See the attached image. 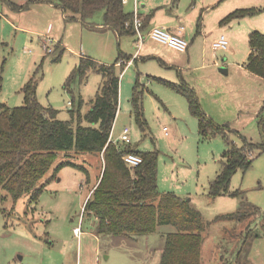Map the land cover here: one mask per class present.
Segmentation results:
<instances>
[{"label": "rangeland", "instance_id": "1", "mask_svg": "<svg viewBox=\"0 0 264 264\" xmlns=\"http://www.w3.org/2000/svg\"><path fill=\"white\" fill-rule=\"evenodd\" d=\"M8 1L13 5L0 0V10L12 19L23 12L27 15L39 12L37 0ZM38 1L61 6L57 0ZM179 3L169 0L167 6L177 10ZM126 8L129 10L130 5ZM251 8L264 9V0H258ZM67 14L71 15L70 12ZM103 14H96L95 21L99 23ZM251 25L258 28L254 30L264 32V10L251 17ZM67 29L62 42L67 44L68 49L62 52L50 44L53 54H47L42 44L37 47L39 37L35 38L37 46L26 45L20 33L10 29L4 21L0 22V62L4 64L0 103H7L10 108L23 107L25 101L20 89L35 77L38 80L39 103L54 109L58 120L73 121L77 126V112L80 110L81 116L89 112L103 77L91 71L84 82L79 75L71 83L69 78L78 69L82 56L91 54L99 59L97 56L110 37L82 26L78 30ZM121 48L124 49V43ZM132 69L135 71L136 66ZM144 81L148 83L143 95L144 130L131 113L132 107L129 110L124 107L129 102L126 97L122 102L120 89L114 138L117 139L129 126L136 148L159 154L160 192L174 193L190 201L201 213L205 225L202 264H264V154L256 158L249 169L236 170L228 194L211 198L210 184L220 174L222 163L226 160L227 140L219 135L203 140L198 121L189 113L185 98L159 84L158 80H152L156 82L154 84L147 79ZM81 99L84 103L80 106ZM174 99L181 104L184 101L183 111ZM70 102L73 106H69ZM72 111L76 112L74 120ZM245 113L235 111L234 121L221 126L227 125L248 140L257 142V122L249 123L251 120L245 123V119L235 121ZM165 129L169 130V136ZM229 141L238 147L244 143L241 136L232 132H229ZM65 161L85 166L92 174V183L96 182L101 158L94 154L60 152L47 176L49 183L37 204L31 203L28 197L14 204L10 195L0 190V264H158L165 238L176 231L175 227L160 225L154 234L130 238L95 236L93 227L96 222L84 216L83 212L90 190L86 176L82 170L69 166L58 170ZM235 193L239 195L234 196ZM255 208L259 209V216L221 218L238 211H254ZM79 227L84 232L80 236L74 233V229Z\"/></svg>", "mask_w": 264, "mask_h": 264}, {"label": "trees", "instance_id": "2", "mask_svg": "<svg viewBox=\"0 0 264 264\" xmlns=\"http://www.w3.org/2000/svg\"><path fill=\"white\" fill-rule=\"evenodd\" d=\"M57 1L66 13L80 16L87 22L103 12L105 24L115 29L121 37L135 36L134 17L125 10L123 0ZM263 10H238L223 23L256 16ZM249 43L252 52L247 68L264 79V34L253 32ZM122 59L119 57L116 63ZM116 63L107 66L81 59L78 69L69 78L71 83L79 75L81 82H84L91 71H96L103 77L89 112L84 116H81L80 110L77 112V126L73 121L58 120L54 109L43 107L39 103L38 80L35 77L22 89L25 101L23 107L10 108L7 104L0 103V190L6 191L14 204L25 197L31 203L37 204L49 183L47 176L58 158V153L102 154L105 162L103 175L84 209L85 215L97 218V233L130 238L151 235L156 233L160 225H171L176 231L167 235L159 264H202L205 232L202 215L190 201L174 193L160 192L158 152L141 151L131 144L119 145L110 141L120 101L122 72L121 69L118 70ZM3 71L4 64L0 62V86ZM166 85L188 100L190 112L198 121L203 140L216 135L227 140L224 154L226 160L222 163L220 174L210 184L209 196L217 198L228 194L230 181L236 170L249 169L252 162L264 154V106L258 120L261 141L245 142L242 147H238L229 141L230 127L221 126L208 118L197 95L188 86L171 83ZM131 102L134 116L141 125V120L144 122L143 91L140 90L139 81ZM82 103L81 99L80 106ZM71 114L74 120L76 112L72 111ZM131 153L140 156L143 164L137 168L128 167L123 157ZM66 166L83 170V167L70 161L62 163L58 170ZM237 195L239 193L234 196ZM255 209L238 211L221 218L248 219L259 216V209Z\"/></svg>", "mask_w": 264, "mask_h": 264}, {"label": "crops", "instance_id": "3", "mask_svg": "<svg viewBox=\"0 0 264 264\" xmlns=\"http://www.w3.org/2000/svg\"><path fill=\"white\" fill-rule=\"evenodd\" d=\"M5 1L10 2L8 0ZM136 1L139 15L143 20L142 33L144 40L139 50L138 58L128 68L124 67L126 66V62L136 54L135 43L137 37L136 35L134 37H121L115 29L105 24L104 17L99 23L95 21L96 16L87 22L82 20L80 16L72 15V13L68 15L61 6L57 7L54 3L50 2L48 5L47 3L42 4L37 0L39 2H36V6L39 8L37 10L40 12L42 9L40 13L35 11L27 15V12H23L18 14L16 19H12L8 13L6 15L5 12L0 10V22L4 21L10 29L20 33L22 35L21 40L26 45H36L35 38L39 37V44L36 46L39 48V45L42 44L44 48L46 37H49L53 41L52 47L54 46L55 48L57 46L62 52L68 49V47L66 48L67 44L64 45L62 42L63 35H66L64 32L68 30V27L71 30H78L82 26V28H89L88 30L90 31L108 35L110 40L106 41L102 47L100 54L97 56L99 59L91 54L84 55L81 59L92 60L99 64L102 62L114 65L119 57L123 58L116 64L118 70L120 71L121 69L122 72L121 100L123 102V98L126 97L129 102V105L127 103L124 105L126 110L132 107L131 99L133 98L137 81L140 83V90L143 91V95L145 94V86L148 84L145 83L144 79H147V82L150 81V83H153L152 80H158L159 84L167 88L169 87L166 83L175 85L185 84L197 95L206 116L214 120V122L216 121L220 125L231 123L230 121H234L233 115L235 111H245L246 115H243L241 118H235V121L241 122L245 119V123L251 120L249 123L257 122V129L259 131L258 120L264 106V79L253 74L247 68V62L252 52L249 43L250 35L257 31L258 28H254L251 25V17L237 18L223 23L226 18L238 10L252 9L251 7L258 0H176L180 2L177 10L168 8L169 0H130L128 4H124L125 10L134 14ZM127 5H130L129 10L126 8ZM61 9L63 11H60ZM92 25L95 26L93 27ZM155 27H164L172 34L181 33L184 39L189 42L188 50L186 52H179L151 39L148 34ZM44 29H46V32H44ZM262 33L264 34V32ZM221 36H225L228 39L230 49L215 51L213 43ZM122 43H124V49L121 48ZM52 62L56 63L57 60H53ZM121 63L125 64V66L122 67ZM134 66H136L135 71L132 69ZM23 87L20 89L21 92ZM173 92L180 95L175 91ZM157 100L159 101V98ZM174 100L178 102L183 111V108L185 109L184 101L181 104L180 101ZM185 100L188 111L191 114L188 100L186 98ZM161 104L165 106L162 100ZM69 106H73V103L71 105L70 102ZM131 113L134 116L133 107ZM173 114L176 113L173 112ZM135 120L140 125V122L136 118ZM143 124H146L145 118L144 122L141 120V125ZM141 125V129L144 130V127ZM126 128L130 127H125L117 139H115L116 127L114 123L111 135L113 143L119 140ZM165 131L166 135L169 136V130L165 129ZM229 131L241 136L244 143H259L261 141L260 131L257 142L248 140L233 129ZM115 144L120 145L123 143L117 142ZM130 144L136 148V144L133 141ZM137 149L149 151L147 149ZM94 155L102 160L99 164L100 173L96 182L92 183V174L85 166L82 170L86 176L87 185L90 187L86 202L99 183L105 167L103 155ZM84 216L88 215L84 214ZM89 217L96 222V226L93 227L95 236H102L97 233V218L94 216ZM82 233H84L83 229H81V235Z\"/></svg>", "mask_w": 264, "mask_h": 264}, {"label": "built area", "instance_id": "4", "mask_svg": "<svg viewBox=\"0 0 264 264\" xmlns=\"http://www.w3.org/2000/svg\"><path fill=\"white\" fill-rule=\"evenodd\" d=\"M130 0H123V4H128ZM133 26H134V31L135 35L137 37V41L135 43V48H136V54L131 57L128 62H126V68L130 67L134 61L138 58L139 50L143 44L144 40V35L142 33V28H143V20L139 15L138 11V4L137 1L135 3V10L133 14ZM149 37L161 44L167 45L170 48H173L179 52H186L189 47V42L184 39L181 33L178 34H172L168 31V29L164 27H155L151 29L149 32ZM53 41L51 38L46 37L45 40V45H44V51L47 54H52L53 53V48L50 47V44L52 45ZM229 48V41L225 36H221L218 40H216L213 43V49L215 51H221V50H227ZM123 64V63H121ZM120 64V65H121ZM131 129L126 128L122 135L120 136L118 141H114L115 143H123V144H130L132 142L131 140ZM110 141H113L112 138H110ZM124 163L130 167V168H137L140 165L143 164V159L135 154H126L123 157ZM75 235H81V228H75L74 229Z\"/></svg>", "mask_w": 264, "mask_h": 264}, {"label": "bare ground", "instance_id": "5", "mask_svg": "<svg viewBox=\"0 0 264 264\" xmlns=\"http://www.w3.org/2000/svg\"><path fill=\"white\" fill-rule=\"evenodd\" d=\"M71 105H72V103H71Z\"/></svg>", "mask_w": 264, "mask_h": 264}]
</instances>
